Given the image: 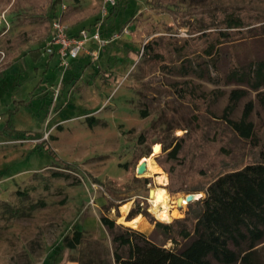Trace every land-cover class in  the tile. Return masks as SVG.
<instances>
[{"label": "rangeland", "instance_id": "374dc122", "mask_svg": "<svg viewBox=\"0 0 264 264\" xmlns=\"http://www.w3.org/2000/svg\"><path fill=\"white\" fill-rule=\"evenodd\" d=\"M118 1L117 14L104 18L102 30L104 38L117 32L119 37L100 50L95 40L85 43L87 50H99L98 59L85 50L90 56L85 62L92 63L66 72L64 82L57 56L50 70L45 67L57 35L55 21L76 36L79 28L94 26L106 1L64 0L57 18L53 0H0V264H116L103 216L163 244L136 207L167 223L192 215L189 202L177 204V196L190 193L201 177L251 160L259 149L224 120L223 108L235 87L246 94L230 117L239 120L251 100L248 120L264 143V106L256 94L264 86L253 90L222 78L212 82L193 71L182 75L140 56L144 45L154 41L163 62L182 63L211 41L215 67L225 74L231 55L244 67L251 57L264 58L263 34L245 37L233 29L228 41L220 42L211 32L201 38L196 29L205 21L190 16L189 26L183 25L188 16L172 17L164 8L171 0ZM174 1L187 9L214 0ZM244 17L253 20L248 13ZM37 49L42 56L35 53L36 59L31 52ZM186 80L195 84V95L181 98L172 84ZM214 89L223 94L215 100L198 97ZM139 133L145 140L138 143ZM44 139L48 150L40 145ZM177 144V157L169 159L167 152ZM154 145L160 146L159 153ZM151 155L153 166L167 177L164 187L174 212L169 221L160 220L150 202V189L161 186L159 174L153 169L136 173ZM130 215H140V222L125 223ZM75 230L83 238L71 249L64 241Z\"/></svg>", "mask_w": 264, "mask_h": 264}, {"label": "trees", "instance_id": "16d2710c", "mask_svg": "<svg viewBox=\"0 0 264 264\" xmlns=\"http://www.w3.org/2000/svg\"><path fill=\"white\" fill-rule=\"evenodd\" d=\"M63 1L53 0L51 7L55 13L59 7L63 6ZM116 1V5H108L109 12L106 16L117 14L119 1ZM165 6L167 13L172 17L181 14L188 16L183 19L182 24L185 26L191 23L188 20L190 16L202 18V21H205L204 25H199L196 29L202 32L201 38L205 36L208 38L211 32L220 42L228 41L230 40L229 31L233 29L240 31L245 37L264 35V0H214L208 6H190L187 9L180 8L176 1L171 0ZM246 13L251 15L253 20L245 18ZM58 16L56 13L55 17L58 18ZM92 28L82 29L92 30ZM196 30L191 29L193 32ZM102 33L104 34L103 30ZM215 49L216 44L210 41L198 53L192 51L188 53L184 62L169 64L163 62V52L158 49L156 42L149 41L144 45L140 56L159 63L162 70L179 71L182 75L193 71L200 77H208L212 82H218L222 78L223 81L246 84L253 90H259L264 86V58L251 57L247 66L244 67L239 64L235 55H231L228 69L225 74H222L215 67L213 57ZM35 53L41 58L42 53L39 49L31 52V55L37 59ZM55 56H57L56 67L61 70L57 46H53L47 59L45 64L47 70L53 66L52 58ZM84 57L90 56L81 50L79 56L71 60L66 72L78 66L86 68L92 63V61L85 62ZM38 68V65L34 66L33 70ZM66 72L63 76L64 82ZM172 87L181 98L195 95L196 86L189 80L181 83L174 82ZM221 94L223 90L214 89L207 95L198 97L215 100ZM245 94V89L237 87L229 92L228 102L223 108V117L234 131H238L239 137L259 147L255 155L251 160L237 166H225L215 174H210L209 177H201L199 185L189 188L190 193L197 190L204 192L202 197L189 202L192 215L187 213L184 217L174 218L167 223L153 219L147 211L144 209L140 211V207H136L135 213L143 212V215L148 217L154 230L161 235L163 244L156 243L131 226L118 225L115 219L108 216L101 217L102 223L113 236L116 264H264L262 253L264 249V143L260 145L261 139L257 136L258 132L254 129L253 122L248 120L252 109L251 100L246 103L239 120H233L230 117L236 104ZM256 94L264 106V90ZM144 140V135L139 133L136 141L139 143ZM45 143L46 139L42 140L40 145L48 150L49 147ZM180 148L181 145L177 144L167 152L169 159H175ZM71 166L70 163L64 165L68 169ZM130 219H132L131 215ZM82 238V231L75 230L72 237H65L64 242L68 248L73 249L81 244ZM165 242H170L171 247H165ZM123 250L126 251L123 252Z\"/></svg>", "mask_w": 264, "mask_h": 264}, {"label": "built area", "instance_id": "2783aa9c", "mask_svg": "<svg viewBox=\"0 0 264 264\" xmlns=\"http://www.w3.org/2000/svg\"><path fill=\"white\" fill-rule=\"evenodd\" d=\"M106 4L101 13V18L94 24L92 30L88 29H80V32L77 36H69L68 31H66V26L62 24L61 20L55 21V31L57 32L55 42L53 46L58 47V52L60 54V67L62 77L64 76L67 68H69L71 60L75 59L79 56V52L81 50H87L86 44L90 40H95L100 48L107 45V42H110L111 39H117L119 37V33H114L112 37H103L102 28L104 23V18L106 14H108V5H116V0H105ZM123 31H127V29L123 28ZM52 46V44H51ZM53 50V49H52ZM99 50L92 49L87 50L88 53L92 56L91 58H97ZM98 59V58H97Z\"/></svg>", "mask_w": 264, "mask_h": 264}, {"label": "bare ground", "instance_id": "6f19581e", "mask_svg": "<svg viewBox=\"0 0 264 264\" xmlns=\"http://www.w3.org/2000/svg\"><path fill=\"white\" fill-rule=\"evenodd\" d=\"M159 150H160V146L158 145V147L156 148V150H154L155 154L156 153H159ZM154 155V154H153ZM147 156V157H144L142 161H145L146 163V174H148V172L150 170L153 169L154 173L156 174H159L158 175V183L161 185V186H157L156 188H153L152 189V192H151V197H150V202L152 203V210L154 211V213L156 214V216L162 220V221H169L170 220V215L172 216L174 214V212L171 209V203H173L171 201V198L169 196V194L167 193L164 185L167 184V177L166 175L164 174V172L161 170V168H158V166H153L152 164V156ZM194 199H197L198 197H202L201 193H194ZM186 204L187 201L185 200V197L183 200H180V205L183 206V204ZM129 204L130 203H127L125 205L122 206V211L123 213H127V210L129 208ZM141 216L140 215H137L135 217H133L132 219H128V220H125V223H130L132 225L135 226V224L139 223L140 222V219ZM123 219V218H121ZM122 222V221H121Z\"/></svg>", "mask_w": 264, "mask_h": 264}, {"label": "water", "instance_id": "95a60500", "mask_svg": "<svg viewBox=\"0 0 264 264\" xmlns=\"http://www.w3.org/2000/svg\"><path fill=\"white\" fill-rule=\"evenodd\" d=\"M158 147V145H154V150H156V148ZM146 163H145V161H142V162H140L139 163V165L137 166V170H136V173L137 174H140V173H145L146 172ZM151 192H152V189H150V191H149V195H151ZM194 193H188V194H183V195H179V196H177L176 197V202H177V204H180V200H183L184 199V197H185V200L187 201V203L188 202H191V201H194V200H196V199H194V195H193Z\"/></svg>", "mask_w": 264, "mask_h": 264}]
</instances>
